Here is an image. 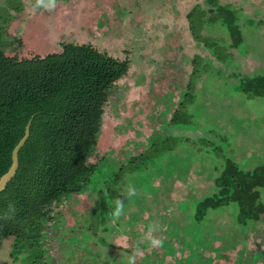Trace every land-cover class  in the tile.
<instances>
[{
    "label": "rangeland",
    "instance_id": "374dc122",
    "mask_svg": "<svg viewBox=\"0 0 264 264\" xmlns=\"http://www.w3.org/2000/svg\"><path fill=\"white\" fill-rule=\"evenodd\" d=\"M203 1L56 0L45 10L36 0H20L23 9L16 13L12 0H0L12 17L0 22V48L8 57L41 58L74 43L129 61L127 74L110 89L87 159L98 166L94 182L48 208L43 246L49 263L127 264L139 248L135 264H264V214L239 226L231 205L194 220L199 201L216 193L224 161L207 142L242 171L264 164V98L237 89L244 76L264 75V0H219L236 11L243 38L238 48L229 47L225 25L206 14L200 35L218 46L217 54L194 39L186 18L194 5L207 9ZM195 62L185 109L190 123L172 125ZM167 138L179 141L156 152ZM141 152L151 158L148 167L115 183L114 173ZM106 183L114 196L104 206L99 190L106 192ZM129 185L137 195L126 198ZM259 193L264 204V188ZM115 198L124 202L119 219L112 215ZM149 235L162 245L151 247ZM12 249L13 239L3 242L0 264H23L12 259Z\"/></svg>",
    "mask_w": 264,
    "mask_h": 264
},
{
    "label": "trees",
    "instance_id": "16d2710c",
    "mask_svg": "<svg viewBox=\"0 0 264 264\" xmlns=\"http://www.w3.org/2000/svg\"><path fill=\"white\" fill-rule=\"evenodd\" d=\"M12 1L10 7L20 13L22 3ZM203 5L207 9L197 4L186 15L194 39L216 53L218 46L200 35L204 18L210 13L211 23L220 21L227 28L229 47L238 48L243 38L235 23L236 11L219 5V0H205ZM2 10L0 22L6 25L12 17L8 10ZM227 57L219 55L218 59L225 61ZM197 65L195 62L189 92L173 113L172 125L190 123L185 109L192 99ZM128 68V59L114 58L89 44L65 43L59 52L21 60L6 56L0 48V177L11 166L13 149L30 122L29 135L18 151V168L0 191V248L3 242L13 239L12 259L15 256L23 264H51L43 246L44 223L50 218L48 208L83 192L94 182L98 166L87 159L93 151L110 89L127 74ZM237 89L248 98H264V75L244 76ZM178 141L167 138L156 152L170 151ZM206 144L224 161L214 180L216 193L199 201L194 220L200 222L209 213L234 205L237 225L259 221L264 214V204L259 202V189L264 188V164L242 171L218 147ZM150 159L142 152L129 158L114 173L115 183H120L127 173L145 170ZM106 185V192L99 190L104 206L113 194L112 184ZM9 201L16 204L14 215L6 211Z\"/></svg>",
    "mask_w": 264,
    "mask_h": 264
},
{
    "label": "clouds",
    "instance_id": "9594fccd",
    "mask_svg": "<svg viewBox=\"0 0 264 264\" xmlns=\"http://www.w3.org/2000/svg\"><path fill=\"white\" fill-rule=\"evenodd\" d=\"M55 6H56V0H36V7H43L45 10L54 9ZM126 191H127L126 198H130L137 195V190L133 185H129ZM113 204H114V208L112 211V215L114 218L119 219L124 211V202L119 198H115L113 200ZM6 211L7 213L14 215L16 212V204L13 201H9L6 206ZM153 230L154 229H150V232ZM145 239L149 241L151 247H157L162 245L161 240L151 237L150 235L146 236ZM138 255H140L139 248H137L132 254L127 256V264H135V260Z\"/></svg>",
    "mask_w": 264,
    "mask_h": 264
},
{
    "label": "water",
    "instance_id": "95a60500",
    "mask_svg": "<svg viewBox=\"0 0 264 264\" xmlns=\"http://www.w3.org/2000/svg\"><path fill=\"white\" fill-rule=\"evenodd\" d=\"M29 126H30V122L26 126L24 137L19 141L17 146L13 149L11 156V161H12L11 166L9 167L8 171L0 177V191L4 189L5 185L14 176L18 168V151L24 145V142L29 135Z\"/></svg>",
    "mask_w": 264,
    "mask_h": 264
}]
</instances>
